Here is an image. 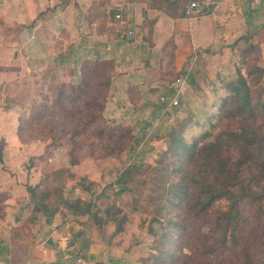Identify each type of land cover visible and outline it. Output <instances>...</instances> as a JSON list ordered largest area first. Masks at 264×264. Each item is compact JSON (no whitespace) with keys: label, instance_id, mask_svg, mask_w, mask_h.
Segmentation results:
<instances>
[{"label":"rangeland","instance_id":"1","mask_svg":"<svg viewBox=\"0 0 264 264\" xmlns=\"http://www.w3.org/2000/svg\"><path fill=\"white\" fill-rule=\"evenodd\" d=\"M125 2L114 3L122 11L114 21L117 33L147 6L135 4L128 10ZM140 33L153 35L147 30ZM149 40L146 44L160 53L149 70L157 76L113 88V82L105 83L119 73L116 61L100 60L84 68L88 88H78L60 76L41 77L32 96L24 88L14 110L6 102L2 105L8 113L7 120L0 119L3 246L34 256L36 247L64 241L69 246L65 258L73 260L71 264H245V250L253 263L264 264V200L244 205L248 243L222 246L215 221L226 202L214 212L188 216L162 198L164 188L181 176L174 169L182 159L166 156L179 137L191 144L214 131V125L219 127L216 136L237 128V123L220 119L223 99L228 96V82L240 73L247 75L249 64L257 59L262 66L259 51L250 45L238 52L229 48L235 38L206 53L185 43ZM146 60L138 61L140 66L133 70L148 71ZM165 96L179 103L168 114L160 103ZM109 102H117L112 110L107 109ZM134 164L126 179L128 191L120 196L117 179ZM244 173L249 176L248 169ZM29 188L51 192L46 203L56 210L54 217L48 220L35 211ZM62 200H80L84 210L95 203L101 223L70 210ZM158 207H164L159 222ZM177 221L181 228L170 225ZM47 232L53 234L47 237ZM250 234L258 237L253 240Z\"/></svg>","mask_w":264,"mask_h":264},{"label":"crops","instance_id":"2","mask_svg":"<svg viewBox=\"0 0 264 264\" xmlns=\"http://www.w3.org/2000/svg\"><path fill=\"white\" fill-rule=\"evenodd\" d=\"M127 1L128 10L143 4ZM114 3L115 0H0L1 120H7L8 115L2 105L6 102L9 110H14L25 87L28 95H33L37 79L60 76L79 85L86 77L85 66L95 61H116L119 73L112 78L113 88L157 76L149 70L160 53L146 44L150 38L153 44L166 39L174 46L185 43L205 53L235 38L229 48L238 52L249 45L255 47L264 68V0H222L213 5L208 15L184 18H172L146 6L118 33L114 21L122 11H117ZM140 30L153 35H141ZM132 31L134 37L129 36ZM145 58L149 63L144 69L148 71L136 73L133 69ZM116 104L109 102L107 109L112 110ZM52 234L47 232V237ZM58 244H42L33 250V256L0 242V264L73 263L65 258L69 246L64 241Z\"/></svg>","mask_w":264,"mask_h":264},{"label":"trees","instance_id":"3","mask_svg":"<svg viewBox=\"0 0 264 264\" xmlns=\"http://www.w3.org/2000/svg\"><path fill=\"white\" fill-rule=\"evenodd\" d=\"M193 1L197 0H129L143 3L172 18L186 17L188 6ZM117 18H121V15H117ZM251 49L256 50L255 47ZM247 71V75L240 73L237 79L228 82V96L223 99L220 119L237 123V128L222 130L216 136L215 131L219 127L214 125V131L205 133L191 144L179 137L173 154L166 155L170 159H182L174 169V172L181 173L179 181L164 188L162 194V198H166L173 207L181 209L188 216H200L214 212L219 203L226 202V209L220 208L217 212L218 220L215 221L219 235L217 241L222 246L230 242L236 246L244 241L248 243L249 236L244 230V205L264 200V68L255 59ZM189 78L192 79V76ZM111 83L112 77L106 80L105 85L110 86ZM83 85L86 88L90 86L86 78L76 86L81 88ZM135 167L136 164L132 165L117 179V183L121 184L116 192L118 195L124 196L128 191L126 179ZM246 169L249 172L247 177L244 176ZM85 190L89 191L90 188L86 187ZM29 191L35 211L46 214L48 219L54 217L56 210H52L46 203L51 198V192L40 193L34 188H29ZM61 203L78 214L93 216L97 224L101 223L99 211H94L95 203L85 205L86 210L81 207L80 200L76 203L62 200ZM158 209L156 220L164 212V207ZM170 225L182 227L180 221L170 222ZM119 231H122V227H119ZM165 237L166 233L161 235V238ZM251 237L256 240L258 236ZM217 247L215 245L213 248ZM245 256V264H255L247 250ZM171 257L175 259V255Z\"/></svg>","mask_w":264,"mask_h":264},{"label":"built area","instance_id":"4","mask_svg":"<svg viewBox=\"0 0 264 264\" xmlns=\"http://www.w3.org/2000/svg\"><path fill=\"white\" fill-rule=\"evenodd\" d=\"M222 0H217V1H212V2H207L205 0H197L193 1L189 4L188 9H187V14L189 16H203V15H208L211 13L213 9V5L219 4V2ZM120 17V16H118ZM135 32L132 31L129 33L130 37H134ZM160 103L163 106V112L169 113V109L178 106V101L176 99H173L171 96H165L161 99ZM158 119L157 121H159Z\"/></svg>","mask_w":264,"mask_h":264}]
</instances>
